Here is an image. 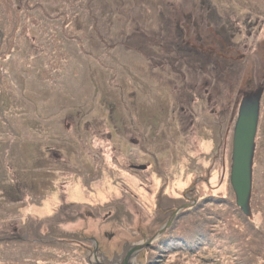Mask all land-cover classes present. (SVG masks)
I'll return each instance as SVG.
<instances>
[{
    "label": "rangeland",
    "instance_id": "rangeland-1",
    "mask_svg": "<svg viewBox=\"0 0 264 264\" xmlns=\"http://www.w3.org/2000/svg\"><path fill=\"white\" fill-rule=\"evenodd\" d=\"M7 1L0 0V263L89 264L86 247L72 237L120 250L196 201L144 248V264H242L235 259L243 255L245 264H264L261 6L79 0L64 8L43 1L48 13L31 0L36 20L28 17L26 35L15 42L16 23L4 20ZM90 1L100 3L96 22ZM72 10H79L75 29L62 13ZM55 52L61 64L52 69ZM251 107L258 109L253 192L249 216H240L231 183L233 138L240 113ZM197 204L232 207L248 223L247 241L239 230L231 233L238 258L216 262L172 246L199 226L182 218ZM173 228L177 235L168 239ZM28 235L41 242L23 243Z\"/></svg>",
    "mask_w": 264,
    "mask_h": 264
},
{
    "label": "trees",
    "instance_id": "trees-1",
    "mask_svg": "<svg viewBox=\"0 0 264 264\" xmlns=\"http://www.w3.org/2000/svg\"><path fill=\"white\" fill-rule=\"evenodd\" d=\"M43 1L50 2L54 6L63 5L64 8H67L70 5L71 1H72V6H74L79 0H36V2L34 1L33 5L36 8L42 7L43 9L47 10V12L49 13L52 11V9H50V7H47L46 5H43L42 3ZM255 1L258 3V5L261 6L262 11H264V0H255ZM67 2H68V5L66 6L65 4ZM90 2L92 3V9L94 10L93 12L94 15L91 16V20L93 19V22L94 21L96 22L97 20H99L97 11L98 10L101 11V7L99 6L100 3L97 4V3H94L93 1H90ZM15 5H16L15 1H12V0L7 1L6 4L3 6L4 12H5V13L3 12V14H4V20L8 23L10 22L9 23L10 25H12L11 23H16V25L14 24L13 25L17 29L14 30L13 32L11 31L13 35V39L16 42L18 37L22 38V36L26 33V29H28L29 23L26 22V20H28V17L31 16L32 20L34 21L36 20V16L31 14L32 9H34V7L31 5V0H26V6L24 8L22 7L19 8L17 5L16 6ZM76 5L78 6L82 5V2L81 3L79 2ZM78 11L72 10L69 14L67 11L62 12L67 17L66 18L67 26H73V28L75 29L74 22L76 20ZM33 21H31V24L33 23ZM36 24L38 25V28H39L40 22L37 21ZM43 25L44 24L42 23L41 24L42 28H43ZM20 26L21 27L25 26L22 31H19L18 29V27ZM56 34H54V37H57L56 40H59V35H58L59 31H57ZM56 44H58V42H56ZM57 49L59 48L57 47ZM55 54L56 55L54 57L50 58V63L51 65H53L52 69H56L57 68L56 62L60 63L61 61V54L57 52H55ZM253 158H254V152H253ZM253 158H252V161H253ZM252 192L253 191H252V183H251V192H250L248 204L249 203L251 204ZM236 207L239 210L240 216H242L241 214H243L244 216H249L248 213L246 212L247 210L239 206H236ZM227 208H228L227 212L223 211V209L221 208L213 211V208H210L206 205L202 206L200 204H197V205H194V207L192 208L184 210L182 218L189 219L191 217V222H193V224L196 223L199 226L196 225L192 229L189 228L185 232L188 234H181V237H179V239H176V241H174V245L172 246L186 247L187 250H191L195 254L197 253L208 254L209 255L208 257L211 259H215L216 262H220L221 256H223V258L228 257V256L232 258L234 254L238 258L240 256L241 249H240V246L238 245L239 244L238 239H236L235 236L231 233L234 229H237L239 230L240 235H241L240 239L243 240L245 237L246 238L245 240L247 241V238L249 236L248 235L249 226H248V223L241 220V217L239 216L237 217L235 212H233L234 209L232 207H227ZM195 216H198V218L195 219ZM180 219L181 217L179 218V220ZM239 223L246 226V228L240 229L238 226ZM169 232H170L169 234L167 233L168 235H170V238L168 239H173V237L177 235V234H174L175 233L174 228L173 230L171 229ZM33 239L35 238H32L31 235H28L27 237L22 238L21 241L26 244H35V245L41 242L36 239L35 240ZM162 243L169 244L168 241L167 242L163 241ZM256 252H257L256 254H260L261 251L259 252V249H258L256 250ZM245 258H247V255H243V256H240V258L238 259H235V258L234 259L238 261L242 260L240 263L245 264L247 262L246 261L247 259L245 260ZM0 264H27V263L23 261H16L14 258H10L6 260V262L0 263ZM28 264H31V263H28Z\"/></svg>",
    "mask_w": 264,
    "mask_h": 264
},
{
    "label": "water",
    "instance_id": "water-1",
    "mask_svg": "<svg viewBox=\"0 0 264 264\" xmlns=\"http://www.w3.org/2000/svg\"><path fill=\"white\" fill-rule=\"evenodd\" d=\"M258 109L245 108L240 113L233 138V162L231 170V183L236 193L238 205L247 210L252 183V158L257 133ZM186 194V193H185ZM188 203L179 206L172 215L161 225L159 230L151 236L143 233L140 239L127 240L120 250H109L98 239L92 237L94 244L72 237L86 247L84 257L89 264H144V248L157 242L163 237L173 220L182 209L192 206Z\"/></svg>",
    "mask_w": 264,
    "mask_h": 264
},
{
    "label": "flooded vegetation",
    "instance_id": "flooded-vegetation-1",
    "mask_svg": "<svg viewBox=\"0 0 264 264\" xmlns=\"http://www.w3.org/2000/svg\"><path fill=\"white\" fill-rule=\"evenodd\" d=\"M105 245V244H104ZM106 246V245H105ZM107 247V246H106ZM108 249V248H107Z\"/></svg>",
    "mask_w": 264,
    "mask_h": 264
},
{
    "label": "bare ground",
    "instance_id": "bare-ground-1",
    "mask_svg": "<svg viewBox=\"0 0 264 264\" xmlns=\"http://www.w3.org/2000/svg\"><path fill=\"white\" fill-rule=\"evenodd\" d=\"M78 192V191H77Z\"/></svg>",
    "mask_w": 264,
    "mask_h": 264
}]
</instances>
